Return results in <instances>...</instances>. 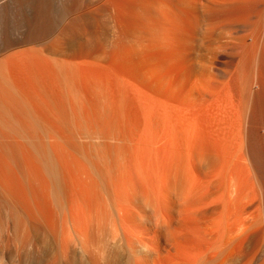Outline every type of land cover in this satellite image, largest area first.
<instances>
[{
	"label": "bare ground",
	"instance_id": "6f19581e",
	"mask_svg": "<svg viewBox=\"0 0 264 264\" xmlns=\"http://www.w3.org/2000/svg\"><path fill=\"white\" fill-rule=\"evenodd\" d=\"M50 2L0 0L28 260L264 264V0H151L154 23L44 45Z\"/></svg>",
	"mask_w": 264,
	"mask_h": 264
},
{
	"label": "rangeland",
	"instance_id": "374dc122",
	"mask_svg": "<svg viewBox=\"0 0 264 264\" xmlns=\"http://www.w3.org/2000/svg\"><path fill=\"white\" fill-rule=\"evenodd\" d=\"M62 1L64 0L50 2L46 20L50 19L49 23H56V27L44 39V45L50 44L56 38L71 39L83 33H100L111 23L122 25L154 23L144 9L151 0H82L79 7L74 10L72 8V11L69 9L68 12L60 9L59 4ZM30 6L20 10L18 16L22 19L19 22L17 13L15 12L16 16L12 15L17 17L16 20L14 17L11 19L14 21L13 25L24 24L21 22L32 12L29 9H32L33 5ZM3 141L4 139L0 137V264H41L40 261L31 263L28 260L27 247L23 241L25 233L24 194L21 187L24 181L23 154L9 153L6 151L8 148L2 146ZM20 219L23 220L21 224L18 223ZM51 254L47 249L40 257L46 258Z\"/></svg>",
	"mask_w": 264,
	"mask_h": 264
}]
</instances>
